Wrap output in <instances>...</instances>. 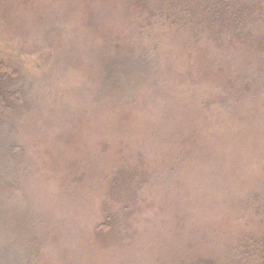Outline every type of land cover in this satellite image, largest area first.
Masks as SVG:
<instances>
[{
    "label": "rangeland",
    "instance_id": "obj_1",
    "mask_svg": "<svg viewBox=\"0 0 264 264\" xmlns=\"http://www.w3.org/2000/svg\"><path fill=\"white\" fill-rule=\"evenodd\" d=\"M207 1L0 0L27 264H262L264 0Z\"/></svg>",
    "mask_w": 264,
    "mask_h": 264
},
{
    "label": "trees",
    "instance_id": "obj_2",
    "mask_svg": "<svg viewBox=\"0 0 264 264\" xmlns=\"http://www.w3.org/2000/svg\"><path fill=\"white\" fill-rule=\"evenodd\" d=\"M222 1L228 2L230 0ZM207 2L209 3L205 5L203 14L206 15L208 21L216 22V25H219V20L221 19L225 21L227 18L230 21L232 20V22L237 20L238 11L240 10L237 4L240 2L235 1V3L231 0L234 7H232L231 2L228 6L226 4L225 13L221 12V14L217 11V6L222 4L221 0ZM182 10H185L184 7ZM213 25L211 23V26ZM216 25L213 27H217ZM226 28L230 29V27ZM142 51L144 52L143 46L127 49L121 62L132 68L140 69L144 67L147 64V60L143 56ZM126 74L125 70L121 71V73L112 72L110 74L111 84L114 87L122 85L128 79ZM14 93L16 94H13L12 98L20 100V91L14 90ZM14 109L15 107L12 108L8 105L6 98L2 96L0 91V264H27L30 254H28L29 246L27 245L26 236L33 232V225L31 226L29 222L30 219L28 221L24 219V215H26L25 211H21L15 207V204L19 202V198L21 197L16 185L15 170L19 165L16 157L21 154L22 147L9 140L14 125L10 119V115L15 112ZM4 123H6V128L4 127ZM15 210L20 212L16 214L11 213V211ZM262 264H264V256Z\"/></svg>",
    "mask_w": 264,
    "mask_h": 264
}]
</instances>
